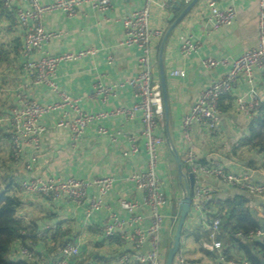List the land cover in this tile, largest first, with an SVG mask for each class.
<instances>
[{"label": "crops", "instance_id": "obj_1", "mask_svg": "<svg viewBox=\"0 0 264 264\" xmlns=\"http://www.w3.org/2000/svg\"><path fill=\"white\" fill-rule=\"evenodd\" d=\"M81 1L73 17L59 10L44 16V30L56 36L29 58L21 54L25 30L16 22L15 8L7 10L0 3V194L18 202L15 219L28 234L10 246L9 262L49 264L60 256L64 246L72 244L79 255L68 264H120L121 256L136 252L123 234L134 229L144 230L149 224V212L143 208L140 210L143 221L124 231L116 229L111 237L103 232L106 224L112 222V216L129 221L131 214L119 207V200L140 203L143 200L142 192L129 179L143 172L147 164L144 139L140 134L143 115L140 110L131 118L108 115L97 120L87 126L77 140L57 125L63 113L73 117L71 110L54 111L40 120L45 128L40 148L34 150L32 146H24L17 159L10 156V114L19 106L20 98L42 106L61 101L50 87L32 84L31 74L26 69L29 60L93 51L82 58L59 63L54 75L58 91L78 100L80 109L89 115L131 109L140 102L129 82L141 71L142 51L123 45L124 20L141 10L145 0H110L106 13L95 10L88 0ZM193 1L157 0L159 5L151 8L149 23L152 30L163 32L152 46L154 81L161 92L163 86L165 88L164 112L156 128V135L163 140L156 174L167 199L161 210L164 224L160 231L159 253L163 264L176 233L181 200L190 185L191 174L183 163L189 146L182 136V121L209 84L223 78L228 71V67L223 66L205 68L202 62L208 58L231 62L257 45V0H198L184 14ZM210 1L216 2L221 10L235 9L236 18L231 26L213 29L208 22ZM39 2L50 5L55 0ZM16 6L29 7L24 3ZM182 14V19L169 32ZM184 39L197 44V49L190 54L182 53L180 47ZM173 71H182L185 77L172 76ZM98 88H106L109 92L100 94ZM252 95L260 103L259 118L243 114L236 107L238 98L249 100ZM218 111L214 130L203 124L191 129V146L199 164L219 166L248 182L264 184V154L250 143L252 131L258 129L260 120L264 121V73L255 71L251 81L240 77L231 92L220 99ZM101 128L104 134L99 133ZM131 136L137 140L138 152L134 154L131 153ZM106 177L113 178L114 185L101 208L93 212H89L88 202L52 201L21 189L22 183L36 179H75L92 183ZM195 185L211 191L210 212L203 218L194 215L190 208L174 264H179L180 260L192 264H247L245 254L229 240L228 205L243 201L244 208L263 227L264 197L250 196L240 188L210 177L194 179ZM87 195L89 198L95 196L96 189L90 187ZM216 213L222 214L221 225L218 232L212 234L207 222ZM215 242L222 244L220 250H211ZM22 246L31 252L32 260L20 255ZM148 249L146 246L143 252Z\"/></svg>", "mask_w": 264, "mask_h": 264}, {"label": "built area", "instance_id": "obj_2", "mask_svg": "<svg viewBox=\"0 0 264 264\" xmlns=\"http://www.w3.org/2000/svg\"><path fill=\"white\" fill-rule=\"evenodd\" d=\"M258 1V28L257 45L243 53L237 59L228 62L227 60L206 59L202 65L208 69H215L218 66L228 67L227 74L214 80L200 94L197 101L191 107L189 114L182 121V136L189 146L185 156L184 165L189 173L197 181L202 177H210L220 180L223 184L240 188L250 196L264 197V184L251 183L245 179L227 173L219 166H205L198 162V158L192 149L191 129L196 124L206 125L209 130H214L218 120V104L222 97L227 96L240 77L251 81L255 71L264 73V0ZM92 7L101 13H106L110 9V0H88ZM2 6L10 10L15 8V17L18 25L24 29L23 45L21 54L29 58L32 54L40 52L44 43L54 38L56 35L44 30L43 19L46 14L59 10L68 17L75 16L77 8L83 3L81 0H55L50 5H42L39 0H0ZM18 3L27 4L28 8L16 6ZM157 0H145L144 7L141 10L131 13L124 20L125 39L124 46L137 47L142 51L139 60L141 71L139 75L130 80L129 84L134 90L135 96L140 98V102L131 109H120L111 114L89 115L84 113L78 100L72 99L64 93H60L54 81L55 71L62 61H71L91 54L93 51L80 52L78 54H66L59 57H44L38 60H29L26 64L27 71L30 72L33 85H46L54 92L58 93L61 101L52 105L42 106L34 101L20 98L18 107L12 109L10 114L11 130L9 132V149L12 159H17L22 147L32 146L38 150L41 145V137L45 133V128L40 125V120L54 111L69 109L73 117L68 113H63L58 122V127L70 132L73 140H77L84 130L91 123L106 118L108 115H123L131 118L135 111L142 112L141 136L144 139V147L147 154L146 169L143 172L132 175L129 179L136 189L143 194V200L128 201L119 200L118 204L122 210L131 214L129 221H120L112 216V222L106 224L103 229L106 237L113 236L117 230H123L144 220L140 210H148L149 224L144 230L134 229L130 233H124V240L129 243L136 251L133 254H124L120 257V264L132 262L134 264H163L159 253L160 231L164 224V218L161 210L167 204V199L157 177L156 169L159 160V148L163 140L156 135L158 122L163 116L162 92L160 86L154 81L153 77V56L152 46L156 39L162 37L163 32L152 30L150 27L151 8L157 5ZM159 5V4H158ZM161 7L163 5L160 4ZM210 17L209 24L213 29L221 26H231L236 18V11L233 7L221 10L216 2L210 1L207 5ZM182 53L190 54L197 49V44L184 39L181 47ZM172 76L184 78L182 71H173ZM100 94L109 92L106 88H98ZM237 110L248 116L260 117V103L256 96H251L249 100L240 97L236 100ZM99 133L104 134L103 128ZM132 147L131 153H137L136 137L129 138ZM114 185L111 177L100 178L92 183H87L75 179L54 180L36 179L30 182H24L21 189L29 194L39 195L52 201L68 199L75 204L88 202L89 212L97 211L101 208L104 198L108 195ZM90 187L96 189V195L89 198L87 193ZM191 209L194 215L205 218L209 214L210 204L212 203L211 191L201 185H195L191 193ZM222 214L216 213L207 222L208 228L212 234H216L221 225ZM27 236V235H26ZM237 237L246 241L257 240L263 237L262 232L251 233L249 236L237 234ZM148 246L149 249L143 252ZM222 244L215 242L211 250H220ZM20 255L32 260V254L27 247H20ZM79 251L72 244H67L61 250L59 257L52 259L49 264H68L76 257ZM179 264H192L180 260Z\"/></svg>", "mask_w": 264, "mask_h": 264}, {"label": "trees", "instance_id": "obj_3", "mask_svg": "<svg viewBox=\"0 0 264 264\" xmlns=\"http://www.w3.org/2000/svg\"><path fill=\"white\" fill-rule=\"evenodd\" d=\"M257 130H253L250 138L251 145L264 154V121H259ZM226 227L230 228L229 240L234 242L247 259V264H264V226L261 227L248 209L244 208L243 201L238 204L229 203ZM18 202L0 194V264H25L23 262H9L7 259L10 246L17 240H23L28 235L15 219ZM262 232L261 241H246L237 237H244L251 233Z\"/></svg>", "mask_w": 264, "mask_h": 264}, {"label": "water", "instance_id": "obj_4", "mask_svg": "<svg viewBox=\"0 0 264 264\" xmlns=\"http://www.w3.org/2000/svg\"><path fill=\"white\" fill-rule=\"evenodd\" d=\"M197 1L198 0H194L192 2V4L188 7V9L184 12V14L189 9H191L197 3ZM184 14H182V16L177 20V22H175L172 25L169 32L179 23V21L182 19ZM162 96L164 97V102H165V88H164V86L162 88ZM177 162L179 163L178 160H177ZM193 186H194V178L192 175H190V185L186 187V195L181 200V203H180V215H179V219H178L177 229H176V233H175V236L173 238L172 244H171V246L167 252L165 264H174V259L177 255L178 251H179L182 228L184 226V223L186 221V218H187V216L190 212V208H191L190 193H191Z\"/></svg>", "mask_w": 264, "mask_h": 264}]
</instances>
